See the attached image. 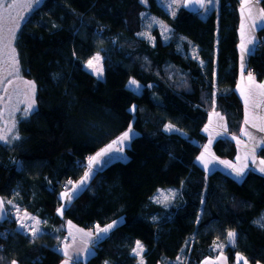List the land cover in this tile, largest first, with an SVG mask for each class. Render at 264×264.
<instances>
[{
    "label": "trees",
    "instance_id": "trees-1",
    "mask_svg": "<svg viewBox=\"0 0 264 264\" xmlns=\"http://www.w3.org/2000/svg\"><path fill=\"white\" fill-rule=\"evenodd\" d=\"M147 1L43 0L18 30L20 73L35 84V109L18 122L13 144H0L7 211L0 264H61L66 217L86 230L122 221L77 264H138L137 242L143 264H201L218 243L230 263L243 256L264 264V175L250 171L236 181L198 164L212 111L226 118L231 135L244 122L236 92L242 0H220L206 17L186 8L169 15ZM152 15L169 27L168 40L157 26L144 37ZM258 37L248 70L263 81L264 27ZM96 54L104 80L85 68ZM131 127L137 136L127 159L98 171L60 218V196L85 176L89 158ZM214 152L233 160L236 145L221 139ZM258 155L264 159V149ZM171 183H180L177 197L156 203L157 187ZM18 210L41 222L40 234L18 228ZM229 232L236 233L230 245Z\"/></svg>",
    "mask_w": 264,
    "mask_h": 264
},
{
    "label": "crops",
    "instance_id": "crops-1",
    "mask_svg": "<svg viewBox=\"0 0 264 264\" xmlns=\"http://www.w3.org/2000/svg\"><path fill=\"white\" fill-rule=\"evenodd\" d=\"M239 16L238 47L240 76L236 92L244 106V122L240 133L237 135H231L228 132L226 118L218 111H212L209 114L208 122L204 129L207 143L198 159V164L207 174L220 171L229 175L236 181L243 180L246 174L250 171L264 175V171H262V169H264V163H262L264 162V159L260 158L258 155L259 150L264 149V131H261V129H264V94H262L264 93V89L259 88L258 85L264 84V80L258 81L253 74H251L250 79L248 72L249 57L255 52L259 42L258 31L264 27V9L261 5V0H242L239 9ZM242 40L246 49L243 52V74L241 73ZM249 40H251V43H248ZM130 87L138 93L141 91V87ZM245 121H247V123ZM233 137H235V139H233ZM221 139H229L235 143L236 156L233 160L222 159L215 154L214 146ZM201 157H203V160L200 159ZM98 171H101V169L92 165V171L83 184L80 182L84 180L85 176L79 182L72 184L69 190H66L61 194L62 205L58 210V216L60 218H65L66 210L71 202L89 185L91 179ZM237 171L242 172V175H237ZM88 172L89 169H87L86 173ZM66 192L71 194V200L64 195ZM61 209L62 212L60 211ZM6 216L7 211L5 203L3 199L0 198V223ZM121 223L122 221L111 224L114 226L107 233H104L98 232L97 227L86 230L71 217H66V237L59 247L63 256L61 264H65V261H68V264L86 262L93 255L95 247L99 242L108 237ZM106 227L99 228L102 229ZM18 228L20 229L19 226ZM77 229L81 231H77ZM85 233H91V235L88 236L85 235ZM235 238L236 234L234 241ZM234 241L228 240V244H233ZM225 249V244H216L214 246L216 255L206 258L201 264H250L243 256H237L235 262L230 263L229 258L225 254ZM65 251L67 252V256L63 254ZM142 254L143 248L140 255H136L139 261L138 264H143Z\"/></svg>",
    "mask_w": 264,
    "mask_h": 264
},
{
    "label": "rangeland",
    "instance_id": "rangeland-1",
    "mask_svg": "<svg viewBox=\"0 0 264 264\" xmlns=\"http://www.w3.org/2000/svg\"><path fill=\"white\" fill-rule=\"evenodd\" d=\"M42 1L43 0H0V17H3L6 20L3 28L4 36H8L9 28H15V38L11 42V47H6V45L8 44L7 39H5L3 43H0V136L4 137V139L0 140V144H13L14 140L17 139L16 137H18V122L29 117L35 109L36 87L33 94L30 89L24 84V81L28 80L21 76L20 68L18 74L12 71L10 54L11 48H14L16 58L18 59L15 47L18 30L20 29L25 19L37 6L40 5ZM156 1L169 15H175L181 8H186L192 11H199L202 17H206L213 10L218 9L220 2V0H203L204 6L201 7L200 4L196 2V0ZM142 2L148 6L147 0H142ZM13 3L17 5L14 8L10 7V5H12ZM152 17L153 19L150 17H146V29L143 34L144 37L151 39V30L154 28V26H157V28L161 30L164 36V40H168L170 38V32L167 24L153 15ZM96 57H99V59H95ZM89 61H92L91 66H89ZM89 61L85 64V68L99 80H104L105 76L102 56L100 54H96ZM9 81H11L10 84ZM131 86H133L134 88L140 87L136 83H131ZM33 100V107L29 110L28 104L32 103ZM26 110L27 115H25ZM129 136L130 139L125 140L122 144L114 145L111 151L106 153L104 156L99 157V162L94 161L93 166H96L103 170L113 162L126 160V150L130 147L131 141L137 136V133L132 127ZM118 138L114 141H117ZM113 142L110 145H112ZM116 148H120L121 151L117 152L115 150ZM106 161H108V163H105ZM171 178H173V174H171ZM179 188L180 183H171L170 185H165L163 187L159 186L156 189V194L153 199L158 204L168 205L177 197L178 193L180 192ZM13 215L22 231L35 236L41 233V222L37 218L19 210L14 211Z\"/></svg>",
    "mask_w": 264,
    "mask_h": 264
},
{
    "label": "snow or ice",
    "instance_id": "snow-or-ice-1",
    "mask_svg": "<svg viewBox=\"0 0 264 264\" xmlns=\"http://www.w3.org/2000/svg\"><path fill=\"white\" fill-rule=\"evenodd\" d=\"M197 3L200 4L201 7L204 6L203 4V0H196ZM17 5L15 3H13L12 5H10V7L14 8L16 7ZM174 14V13H173ZM6 23V20L3 18V17H0V43H3V41L5 39L8 40V44L6 45V47H11V42L14 40L15 36H14V33H15V28H9L8 29V36L5 37L4 36V32H3V28H4V25ZM243 28V26H242ZM248 43H251V40L248 41ZM245 45H244V42L242 40L241 42V73L243 74V69H244V64H243V52L245 51ZM11 66H12V71L15 72L16 74H18V71H19V61L18 59L16 58V55H15V49L14 48H11ZM95 59H99V57H96ZM89 66L92 65V61H89ZM249 78L251 79V73H249ZM11 83V81H9V84ZM132 84H135V81H132L131 82ZM24 84L30 89V91L34 94V91H35V84L34 83H31V82H28V81H24ZM259 88L261 89H264V84H260L258 85ZM264 94V93H262ZM33 103H34V100L32 103H29L28 104V109L30 110L32 107H33ZM135 108L133 107L132 109H130V111H134ZM25 115H27V110L25 112ZM247 123V121H245ZM171 128V126H169V129ZM207 131V129H206ZM261 131H264V129H261ZM129 133H131V128H129V130L127 132H125L122 136H120L118 138L117 141H114L112 145H109L107 148L103 149L100 153H97V155L95 157H91L89 158V162H88V169H89V172L85 174V177H84V180H82L80 183L83 184L85 180L88 179L89 177V174L91 173L92 171V165H93V162H99V157L101 156H104L106 153H108L109 151H111L114 147V145L116 144H122L125 140H128L130 139V136H129ZM135 135V134H133ZM18 139V137H16ZM4 139V137L0 136V140ZM233 139H235V137H233ZM117 152L121 151L120 148H116L115 149ZM201 160H203V157L200 158ZM105 163H108V161H106ZM226 163V162H225ZM264 163V162H262ZM206 166V165H205ZM262 171H264V169H262ZM237 175H242V172L240 171H237ZM71 183V182H69ZM75 190V189H74ZM65 196L68 197L69 200L72 199V196L70 193H65L64 194ZM62 212V209L60 210ZM114 225H108L106 228H99V226H97V230L98 232H104V233H107ZM22 227H23V224H22ZM77 231H81L79 229H77ZM35 234V233H34ZM85 235H88L90 236L91 233H85ZM234 237H235V233L234 232H229L228 233V238L230 241H234ZM136 250L135 251V254L136 255H140V252L142 251V245L137 242L136 243ZM59 251V250H58ZM65 256H67V252L65 251L63 253ZM242 259V258H241ZM13 264H15V262H13ZM65 264H68V261H65Z\"/></svg>",
    "mask_w": 264,
    "mask_h": 264
},
{
    "label": "built area",
    "instance_id": "built-area-1",
    "mask_svg": "<svg viewBox=\"0 0 264 264\" xmlns=\"http://www.w3.org/2000/svg\"><path fill=\"white\" fill-rule=\"evenodd\" d=\"M249 73H251V74H253L254 73V70L251 68V69H249V71H248ZM97 227V225L96 224H94L93 225V228H96Z\"/></svg>",
    "mask_w": 264,
    "mask_h": 264
}]
</instances>
